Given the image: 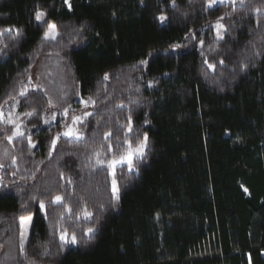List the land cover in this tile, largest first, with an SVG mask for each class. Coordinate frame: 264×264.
<instances>
[{
	"label": "trees",
	"instance_id": "trees-1",
	"mask_svg": "<svg viewBox=\"0 0 264 264\" xmlns=\"http://www.w3.org/2000/svg\"><path fill=\"white\" fill-rule=\"evenodd\" d=\"M70 1L0 0V110L18 99L37 141L0 116V264H264V0ZM43 57L68 111L49 125L43 91L20 97ZM145 134L114 193L109 163Z\"/></svg>",
	"mask_w": 264,
	"mask_h": 264
},
{
	"label": "rangeland",
	"instance_id": "rangeland-1",
	"mask_svg": "<svg viewBox=\"0 0 264 264\" xmlns=\"http://www.w3.org/2000/svg\"><path fill=\"white\" fill-rule=\"evenodd\" d=\"M230 1L231 0H214V2H212L211 6H209V7H212V6H215V5H218V4L228 3ZM69 4L71 5V1L70 0H68V3L66 4V6L68 8H69ZM39 12L44 13V16L42 17V19L40 21H37V20L36 21L39 24L40 23H43V24L46 23L47 15L45 14V12L43 10H39ZM218 23L220 25H223L221 19H219V20H217L215 22V25H214L215 35H216L218 40H222L224 38V35H225V29H224V27L218 29L217 28V24ZM51 24H53V23H51ZM51 24H48L46 31H48V27ZM59 33H60V30L56 26L55 39H49V40H47V42H51L52 43V42L56 41L59 38V36H58ZM47 55L48 54H46L45 56L47 57ZM50 55H51V53H49V57H50ZM46 57H43L41 59V63L39 64V66H36V67L31 69L30 77H29L28 82L26 83L25 87L22 89V92L24 93V95L26 94V92L28 90H31V89H36V90H39L41 92L42 91L44 92V95H46L47 98L49 99L48 105L50 106L49 110L47 111V113L45 115V121H48V123H45V125H49V124L56 123V121H58L59 119H62V118H65V117L67 118L68 111L65 114H62L61 116H59L58 113H57V109H58V106H57V103H56L57 101L55 100V97H57L58 95L56 93L53 94L52 92L49 94V88L47 87V85L50 84V83H48V80L50 79V76L49 75L48 76L43 75V70L48 68V62H47V60H45ZM24 95L20 94V97H22ZM82 101L83 100H79L80 105H82L81 109L83 111L90 110V108L92 107V106H90L91 104L88 103L87 107H86L85 103H84L86 101H84V102H82ZM22 110H23V107L20 106V102H19L18 99H14V100H10V101L6 102L5 104H3V106H2V108L0 110V116H1V119L3 120L4 124L12 126V128H13V136L10 137L7 140V142L11 143V142L14 141L15 138L21 137L22 135L26 134V135H28L27 137L29 139V142L32 145H36L37 141L32 140L31 136H30L32 134L33 130H31V129L28 130L27 125H25V122H24V119H23L24 114H23ZM88 113L89 112H85L82 115H78V117H80L81 119L79 121H75V122L73 121L67 127V130L62 132L59 136H62L64 138H66V139L72 138V139H75V140L81 138L83 136V134H84V129L81 128V126L90 117V115H87ZM90 114H91V112H90ZM17 131L19 133H22V135H18ZM69 131H72V132L76 133V135H64V133L69 132ZM57 139H58V137H56L55 141H57ZM147 143H148V138H147ZM147 143H146V146L143 147L144 155H145L146 150H147V148H146L147 147ZM140 145H141V143L138 144L135 147L128 148V150L126 151V153L123 156L127 157L129 152H135V150L138 147H140ZM1 147H3V146H0V148ZM5 149H7V147ZM2 151L4 152L3 148L0 150V161H1V158H2V156H1V152ZM138 158H140V157L136 156V155H133L132 156V163H134L136 161V159H138ZM119 160H120V157L112 159L111 162L109 163V171L111 173V176H112L111 178L113 179V182L116 181L115 180V175H116L115 171L118 168L128 167V163H127L126 159L123 162L114 163V161H119ZM1 169H2V167L0 165V186L2 184V171H1ZM113 187H114V185H113ZM115 188L117 189V184H115ZM33 220H34V216H29V217H26V218L21 220L22 241H23L24 244L28 241V239H29V237L31 235L30 232H31V229H32V225L34 223Z\"/></svg>",
	"mask_w": 264,
	"mask_h": 264
},
{
	"label": "snow or ice",
	"instance_id": "snow-or-ice-1",
	"mask_svg": "<svg viewBox=\"0 0 264 264\" xmlns=\"http://www.w3.org/2000/svg\"><path fill=\"white\" fill-rule=\"evenodd\" d=\"M212 2H214V0H210V4H209V6H211V3H212ZM65 3L67 4V3H68V0H65ZM70 7H71V5L69 4V8H70ZM257 11H259V10H257ZM43 16H44V13L38 11V12H36V14H35V19H36L37 21H40V20L42 19ZM164 19H166V18L163 17V16L160 17V20H161V21H163ZM222 27H223V25H220L219 23L217 24V28H218V29H219V28H222ZM5 31H11V29H6ZM17 34H19V30H17ZM55 36H56V25L51 24V25H49V27H48V31H46V32L44 33V39H45V40L55 39ZM142 63H143V62H142ZM221 63H223V61H221ZM209 67H210V68H213L214 66L210 64ZM105 79H107V76L105 77ZM21 95H24V93L22 92ZM82 102H84V101H82ZM88 102H92L93 104L95 103L94 101H91V97H89V101H88ZM88 102H84L86 107H87ZM29 115H30V114H29ZM87 115H91V114L88 113ZM72 119H73V121L75 122V121H79L81 118H80V117H76V116H74ZM45 123H48V121H45ZM129 130H131V129H129ZM17 134H18V135H22V133H19L18 131H17ZM64 135H76V133H74V132H72V131H69V132L64 133ZM54 143H55V142L53 141V144H54ZM146 143H147V135L145 134V136H144V138H143V141L141 142L140 147H138V148L135 150V152H129V154L127 155V157H125V156H121V157H120V160H119V161H114V163L123 162V161L126 159V160H127V163H128L129 170L131 171V170L133 169V167H134L133 164H132V156H133V155H136V156H139V157H143V155H144V153H143V147L146 146ZM129 148H131V145H129ZM113 184H114L113 191H114V193H115V192H117L118 190L115 188V182H113ZM117 199H118V196H117ZM61 200H62V197H60V196H56V197H55V202H56V203H59ZM40 207H41V209L44 208L43 203H41ZM85 215L87 216V215H91V214H90V213H85ZM29 219H30V218H29ZM22 222H23V221H22ZM94 231H95V229H93V228H89L87 234H90V233H92V232H94ZM61 240H62V241H65L66 243L70 242V243H72V244H75V243L77 242V241H76V236H75L74 233L71 235L70 240H69V238H68L67 233L62 234V235H61Z\"/></svg>",
	"mask_w": 264,
	"mask_h": 264
}]
</instances>
